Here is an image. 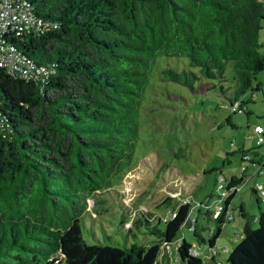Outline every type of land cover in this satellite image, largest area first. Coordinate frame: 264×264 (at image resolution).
Returning a JSON list of instances; mask_svg holds the SVG:
<instances>
[{"label": "trees", "instance_id": "obj_1", "mask_svg": "<svg viewBox=\"0 0 264 264\" xmlns=\"http://www.w3.org/2000/svg\"><path fill=\"white\" fill-rule=\"evenodd\" d=\"M23 1L37 23L8 46L42 69L22 78L0 67V264H171L162 260L165 248L178 264H264V211L253 221L244 204L247 220L226 263L216 255L205 261L179 237L185 224L215 247L248 167L228 179L220 170L226 194L218 192L224 204L217 216L208 202L194 205L189 196L170 208L179 190L164 196L165 215L136 210L114 184L134 159L140 103L159 57L188 61L182 70L164 67L163 80L193 88L207 79L208 89L219 83L224 93L231 87L222 82L232 80L233 112L251 113L242 97L261 89L262 1ZM238 151L251 164L264 158L255 159L254 147ZM112 190L120 215L106 196ZM108 212L125 244L88 243L84 219ZM201 216L214 219L215 228ZM140 234L154 238L142 242Z\"/></svg>", "mask_w": 264, "mask_h": 264}, {"label": "rangeland", "instance_id": "obj_2", "mask_svg": "<svg viewBox=\"0 0 264 264\" xmlns=\"http://www.w3.org/2000/svg\"><path fill=\"white\" fill-rule=\"evenodd\" d=\"M260 1L264 5V0ZM260 39L263 44L261 51L264 53V20ZM187 64L185 58L159 57L141 100L139 136L134 159L126 172L114 178L115 187L125 192V202L130 205L136 203V210L148 209L165 215L166 210L162 208L164 196L170 190L172 194L174 190H179L181 197H176L170 208L176 201H182L184 197L189 196L194 205L208 202L210 210L215 211L224 204L217 188L220 170L228 179L231 174H240L243 167L249 165L246 173L253 174L255 168L250 162L242 160L238 149L254 147L256 151H264V143L259 146L258 134L254 131L257 123L264 127V70L258 73L255 80L261 82V89L256 90L255 95L247 92L242 97L243 100L249 101L247 110L251 113L248 114L233 112L231 108L229 96L235 89V82L232 80L222 82L231 87L229 92L224 93L219 83L216 87L208 89L211 81L207 79L196 82L193 88L162 79L164 67L182 70ZM233 150L236 151L231 153ZM255 178L262 180L264 184V175L256 174L250 183L237 191L229 206L234 218L226 219L215 247H209L185 224L183 231L179 232L180 240L185 236L205 261L216 255L220 261L226 263L233 248V241H239L238 234L243 232L247 220L241 214V204H244L253 221H256L255 217L261 213L257 196L251 188V182ZM106 196L112 202L116 201L114 209H111L120 215L122 211L117 204V192L112 190ZM92 203L89 199V204ZM262 203L264 209V201ZM252 209L256 212L253 213ZM112 218L114 222L117 221L109 212L96 218L87 215L83 224V235L87 242L125 244L124 233L120 227L119 229L110 222ZM199 220L201 224L205 222L210 229L216 226V221L212 218L201 216ZM237 222H243L240 228ZM111 234L114 238H111ZM202 234L206 237L209 232L203 229ZM140 235L142 242L154 238L152 235ZM129 241H133V238ZM176 245L177 243L172 244V251ZM163 259L169 260L171 264H178L166 248L163 249Z\"/></svg>", "mask_w": 264, "mask_h": 264}, {"label": "built area", "instance_id": "obj_3", "mask_svg": "<svg viewBox=\"0 0 264 264\" xmlns=\"http://www.w3.org/2000/svg\"><path fill=\"white\" fill-rule=\"evenodd\" d=\"M33 6L23 0H0V67L6 68L11 73H18L22 78L37 77L41 72L42 67L36 66L28 59L22 58L12 47L8 46V42L19 34H22L29 28L33 27L37 22L33 14ZM255 131L258 132L257 142H262L264 133V127L261 125L255 126ZM247 155L244 159H248ZM245 159V160H246ZM255 171L253 174L245 176L244 181L237 185L236 191H240L241 187L252 180L254 175L264 173V158L260 159L257 164H253ZM248 166H244L246 168ZM225 183L223 175H219L218 192L221 197H224L226 190H222ZM226 184V183H225ZM257 192L260 195V200L264 201V187L257 185ZM222 199V198H221ZM187 199L186 201H188ZM222 206L217 207L215 210V216L218 215ZM177 211L172 212L175 216ZM228 219H232V213L227 214Z\"/></svg>", "mask_w": 264, "mask_h": 264}, {"label": "crops", "instance_id": "obj_4", "mask_svg": "<svg viewBox=\"0 0 264 264\" xmlns=\"http://www.w3.org/2000/svg\"><path fill=\"white\" fill-rule=\"evenodd\" d=\"M256 125H261V124L257 123ZM262 126H263V125H262ZM246 149H247V148H246ZM262 155H264V151H263V152L257 151L256 154H255V159H256V160H259V158H260ZM250 164H251V163H250ZM251 166H254L253 163L251 164ZM253 168H255V167H253ZM248 169H249V165H248ZM234 174H236V173H234ZM234 174H231V176L234 175ZM252 179H253V178H252ZM262 182H263L262 180L255 178L254 181L251 182V188L255 187V188L257 189V185H258V186H259V185H262V186L264 187V184H263ZM248 183H250V181H249ZM252 192L257 196V200H258V202H259V204H260L259 208L261 209V211H264V209L262 208V206H263L262 204H263V203H262V201L259 200L260 195H259L256 191H254L253 189H252ZM252 212L255 213L256 211L252 209ZM253 213H252V214H253ZM233 218H234V216H233ZM256 218H257V216H256ZM242 223H243V222H237L238 228H240V226H241ZM239 234H240V233H239ZM239 234H238V235H239ZM209 261H210V260H209Z\"/></svg>", "mask_w": 264, "mask_h": 264}]
</instances>
